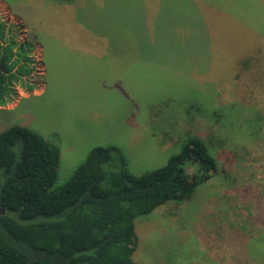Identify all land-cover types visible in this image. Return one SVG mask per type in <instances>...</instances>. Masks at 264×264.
Wrapping results in <instances>:
<instances>
[{"label":"rangeland","instance_id":"rangeland-1","mask_svg":"<svg viewBox=\"0 0 264 264\" xmlns=\"http://www.w3.org/2000/svg\"><path fill=\"white\" fill-rule=\"evenodd\" d=\"M0 21L31 67L0 105V131L26 125L58 147L55 187L95 145L140 174L186 135L211 141L218 173L134 219L136 264H264L249 242L251 182L264 178V0H0ZM222 223L239 227L229 251Z\"/></svg>","mask_w":264,"mask_h":264},{"label":"trees","instance_id":"trees-1","mask_svg":"<svg viewBox=\"0 0 264 264\" xmlns=\"http://www.w3.org/2000/svg\"><path fill=\"white\" fill-rule=\"evenodd\" d=\"M7 34L0 21V105L31 71L28 49ZM210 143L186 135L163 164L140 174L115 145H95L55 187L58 147L26 125L1 130L0 264H136L134 219L190 198L218 173ZM111 158L115 169L104 167Z\"/></svg>","mask_w":264,"mask_h":264},{"label":"crops","instance_id":"crops-1","mask_svg":"<svg viewBox=\"0 0 264 264\" xmlns=\"http://www.w3.org/2000/svg\"><path fill=\"white\" fill-rule=\"evenodd\" d=\"M227 184V183H225ZM255 218V220H254ZM255 222L256 226L259 228H254V230L251 231V240L253 242H257V245H259V250L262 252V247L264 248V234L260 235V231H264V178L260 180H255L254 182H251V225ZM219 227L223 228L224 230L228 231L227 237L222 238V247L226 248L227 251H229V245L224 246V243L234 245V243H238L240 236H239V230L236 226V224H229L225 225L224 223L220 224ZM216 234L222 235V232L217 229L215 231ZM218 243L221 242V236L220 238H216ZM225 241V242H224ZM236 241V242H235ZM262 244V245H261ZM234 248H238L236 246H233ZM225 249V250H226ZM226 251V252H227ZM228 253V252H227ZM246 255V252L243 250V252ZM224 252H221V256H223ZM252 254V252H251ZM252 258V256H251ZM260 258V256H259ZM224 262H226L224 260ZM252 263V261H251Z\"/></svg>","mask_w":264,"mask_h":264},{"label":"water","instance_id":"water-1","mask_svg":"<svg viewBox=\"0 0 264 264\" xmlns=\"http://www.w3.org/2000/svg\"><path fill=\"white\" fill-rule=\"evenodd\" d=\"M2 212V208H0V213Z\"/></svg>","mask_w":264,"mask_h":264}]
</instances>
